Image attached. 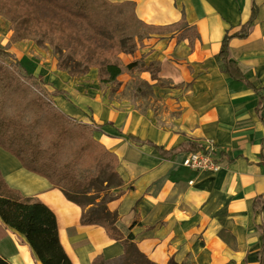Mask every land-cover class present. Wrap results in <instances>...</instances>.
I'll return each instance as SVG.
<instances>
[{"label":"crops","instance_id":"obj_1","mask_svg":"<svg viewBox=\"0 0 264 264\" xmlns=\"http://www.w3.org/2000/svg\"><path fill=\"white\" fill-rule=\"evenodd\" d=\"M114 2L125 0H111ZM147 23L179 21L194 25L200 39L177 40L178 31L145 38L134 54L122 53L125 64L146 55L160 67L157 78L134 71L120 89L103 84L99 71L70 75L58 68V57L30 39L10 50L22 66L43 82L55 105L78 121L100 126L95 137L117 153L125 190L108 202L119 213L118 227L133 232L139 250L155 264H261L264 213L253 207L264 196V101L243 80L222 70L218 59L226 31L249 20L253 0H133ZM258 15L252 32L232 38L230 56L244 76L264 95V0H255ZM0 16V44L12 36ZM143 75L155 93L151 105H134L120 97L127 78ZM150 77V78H148ZM152 140L172 152L165 154ZM213 142L222 162L219 172L197 171L182 164V144ZM187 152V151H186ZM0 169L6 182L25 197H38L56 214L60 240L74 264H92L96 256L116 261L124 245L99 224H82V208L44 176L25 168L0 146ZM192 181V183H191ZM133 185V188H127ZM0 256L13 264H42L26 237L0 218Z\"/></svg>","mask_w":264,"mask_h":264},{"label":"trees","instance_id":"obj_2","mask_svg":"<svg viewBox=\"0 0 264 264\" xmlns=\"http://www.w3.org/2000/svg\"><path fill=\"white\" fill-rule=\"evenodd\" d=\"M258 6L253 0L248 21L234 31H226L218 59L222 70L234 79L253 87L264 101L259 88L246 79L230 56L232 38H245L253 30ZM0 16L11 22L13 34L8 45L0 44V146L15 155L28 170L46 177L53 186L82 208V224H99L108 235L124 245L123 256L116 261L102 255L92 264H155L143 254L133 232L118 227L119 213L109 209L106 185L122 184L119 156L95 137L98 124L78 121L55 105L43 82L28 72L10 50L12 42L32 39L49 45L58 52V68L70 75L86 74L98 68L101 83H119V76L134 71H149L157 78L160 67L136 58L125 64L122 53L134 54L143 47L145 38L167 30L178 31L177 40L188 39L190 46L200 39L194 25L182 18L170 24L155 25L142 20L133 0H0ZM137 143L153 145L160 152L172 151L138 136H129ZM203 148L194 142L176 149L197 151ZM105 186L101 188V186ZM133 188L130 185L127 190ZM125 193L119 191L115 197ZM253 207L264 213V196L255 197ZM0 218L3 223L23 234L42 264H74L59 234L55 212L38 197H25L12 188L0 169ZM260 263L264 264V226ZM0 264H13L0 256Z\"/></svg>","mask_w":264,"mask_h":264},{"label":"rangeland","instance_id":"obj_3","mask_svg":"<svg viewBox=\"0 0 264 264\" xmlns=\"http://www.w3.org/2000/svg\"><path fill=\"white\" fill-rule=\"evenodd\" d=\"M1 17H3V16H1ZM4 19L10 23V28H11V22L6 18H4ZM12 34H13V32H12ZM30 40H32V39H30ZM34 42H36V41H34ZM40 46L48 47L49 45H40ZM52 51L57 55V57L59 56L58 52L54 51L53 49H52ZM157 66L158 65L154 64V68H156ZM125 78L126 77H124V79L121 80L119 83H112L113 85H112V91L111 92H114L115 90L120 89L121 85L125 82ZM148 78H150V77H148ZM154 95H155V93L153 91V88L148 83L147 79L143 75H139V73L138 74L133 73L129 78H127L126 84L123 87L121 94L119 96L123 97L124 99L130 100L132 102V104H134V105L138 104L140 106V105H151V97ZM216 148H217V146H216ZM112 182H113V185H111V186L106 185V192L103 194V196L106 199L113 198V197H115L116 194L119 193L116 189L118 186H115L117 183V180L114 178L112 180ZM104 187H105L104 185L101 186V188H104Z\"/></svg>","mask_w":264,"mask_h":264},{"label":"built area","instance_id":"obj_4","mask_svg":"<svg viewBox=\"0 0 264 264\" xmlns=\"http://www.w3.org/2000/svg\"><path fill=\"white\" fill-rule=\"evenodd\" d=\"M217 150L215 144L209 142L200 150L187 151L182 158V164L197 171L210 170L219 172L223 166Z\"/></svg>","mask_w":264,"mask_h":264},{"label":"bare ground","instance_id":"obj_5","mask_svg":"<svg viewBox=\"0 0 264 264\" xmlns=\"http://www.w3.org/2000/svg\"><path fill=\"white\" fill-rule=\"evenodd\" d=\"M152 141V140H151ZM185 153H186V151H185ZM187 168V167H186ZM188 169H191V168H188ZM202 171V170H201Z\"/></svg>","mask_w":264,"mask_h":264}]
</instances>
